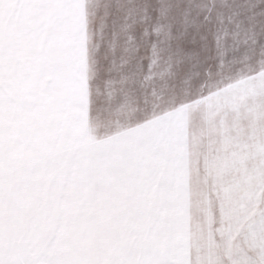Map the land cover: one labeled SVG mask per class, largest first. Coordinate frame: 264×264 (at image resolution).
Masks as SVG:
<instances>
[{
	"label": "snow or ice",
	"instance_id": "1",
	"mask_svg": "<svg viewBox=\"0 0 264 264\" xmlns=\"http://www.w3.org/2000/svg\"><path fill=\"white\" fill-rule=\"evenodd\" d=\"M0 264H264V0H0Z\"/></svg>",
	"mask_w": 264,
	"mask_h": 264
}]
</instances>
